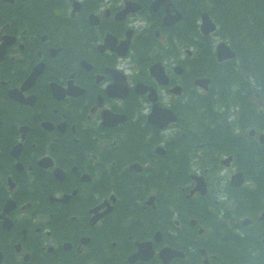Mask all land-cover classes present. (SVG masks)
<instances>
[{
    "label": "flooded vegetation",
    "instance_id": "af4514ba",
    "mask_svg": "<svg viewBox=\"0 0 264 264\" xmlns=\"http://www.w3.org/2000/svg\"><path fill=\"white\" fill-rule=\"evenodd\" d=\"M196 1L0 0V264H212L201 245L229 256L236 213L264 222V181H224L236 156L205 146L220 121H197L227 114L203 112L221 65L184 18Z\"/></svg>",
    "mask_w": 264,
    "mask_h": 264
},
{
    "label": "trees",
    "instance_id": "16d2710c",
    "mask_svg": "<svg viewBox=\"0 0 264 264\" xmlns=\"http://www.w3.org/2000/svg\"><path fill=\"white\" fill-rule=\"evenodd\" d=\"M200 1L201 8L189 5L184 9L186 19L192 26L203 10L208 11L219 26L218 33L227 39L237 53L235 60L221 65L220 75L213 76L214 87L222 90L224 104L239 107L237 119L241 129L254 127L264 131V0ZM211 52V46L208 45V53ZM213 135L216 141L224 137L219 129H216ZM252 148L254 150L247 154L249 162L247 165H240V168L247 178H253L257 182L264 181V147L256 145ZM239 151L241 152L240 149ZM259 190L264 197L263 183H259ZM247 236L248 238L243 240L241 236L230 234L229 256L237 259L236 264H255L254 257H264V248L260 244L264 230ZM251 250L255 253L252 254ZM220 262L235 263H231V258H226L218 259L215 264Z\"/></svg>",
    "mask_w": 264,
    "mask_h": 264
},
{
    "label": "water",
    "instance_id": "95a60500",
    "mask_svg": "<svg viewBox=\"0 0 264 264\" xmlns=\"http://www.w3.org/2000/svg\"><path fill=\"white\" fill-rule=\"evenodd\" d=\"M215 29L214 23H212L211 19L209 18L208 14L203 15V25H202V31L206 34H208L210 31ZM234 53L229 50L228 46H226L224 43L219 45L218 47V57L220 60L228 59L233 57ZM264 137H262L263 141Z\"/></svg>",
    "mask_w": 264,
    "mask_h": 264
},
{
    "label": "rangeland",
    "instance_id": "374dc122",
    "mask_svg": "<svg viewBox=\"0 0 264 264\" xmlns=\"http://www.w3.org/2000/svg\"><path fill=\"white\" fill-rule=\"evenodd\" d=\"M229 175V172H226L225 176H228Z\"/></svg>",
    "mask_w": 264,
    "mask_h": 264
}]
</instances>
